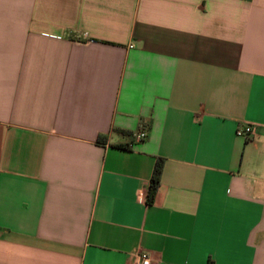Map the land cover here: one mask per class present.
<instances>
[{
	"label": "crops",
	"instance_id": "0c3cea01",
	"mask_svg": "<svg viewBox=\"0 0 264 264\" xmlns=\"http://www.w3.org/2000/svg\"><path fill=\"white\" fill-rule=\"evenodd\" d=\"M140 252L264 264V0H0V264Z\"/></svg>",
	"mask_w": 264,
	"mask_h": 264
},
{
	"label": "built area",
	"instance_id": "2783aa9c",
	"mask_svg": "<svg viewBox=\"0 0 264 264\" xmlns=\"http://www.w3.org/2000/svg\"><path fill=\"white\" fill-rule=\"evenodd\" d=\"M236 135L244 138L245 140H250L255 135V130L250 124H243L236 128ZM134 139L141 140L146 137V132L144 130H140L136 132L134 135ZM134 264H150V256L146 252H140L136 254Z\"/></svg>",
	"mask_w": 264,
	"mask_h": 264
},
{
	"label": "trees",
	"instance_id": "16d2710c",
	"mask_svg": "<svg viewBox=\"0 0 264 264\" xmlns=\"http://www.w3.org/2000/svg\"><path fill=\"white\" fill-rule=\"evenodd\" d=\"M160 166H161V160L158 159L155 163L153 174L150 179V184H149L148 191H147V201L148 202H151L155 196V192H156L157 185H158V177L160 174Z\"/></svg>",
	"mask_w": 264,
	"mask_h": 264
}]
</instances>
